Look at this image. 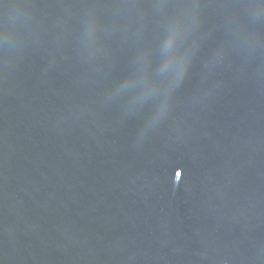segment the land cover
I'll list each match as a JSON object with an SVG mask.
<instances>
[{
	"label": "water",
	"instance_id": "water-1",
	"mask_svg": "<svg viewBox=\"0 0 264 264\" xmlns=\"http://www.w3.org/2000/svg\"><path fill=\"white\" fill-rule=\"evenodd\" d=\"M0 264H264V0H0Z\"/></svg>",
	"mask_w": 264,
	"mask_h": 264
}]
</instances>
